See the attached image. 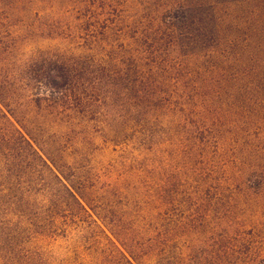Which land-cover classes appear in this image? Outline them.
I'll use <instances>...</instances> for the list:
<instances>
[{
    "label": "rangeland",
    "instance_id": "obj_1",
    "mask_svg": "<svg viewBox=\"0 0 264 264\" xmlns=\"http://www.w3.org/2000/svg\"><path fill=\"white\" fill-rule=\"evenodd\" d=\"M204 1L0 0V264H264V33Z\"/></svg>",
    "mask_w": 264,
    "mask_h": 264
},
{
    "label": "trees",
    "instance_id": "obj_2",
    "mask_svg": "<svg viewBox=\"0 0 264 264\" xmlns=\"http://www.w3.org/2000/svg\"><path fill=\"white\" fill-rule=\"evenodd\" d=\"M223 4H225L223 0H206L202 3L200 2V9H198V11L203 14V17L198 23L200 25L199 27L203 30L201 35L203 40L199 39V41L203 42L210 38L209 40L214 44V48L216 50H221L220 52L227 55H233L234 50L237 48H240L239 51L247 50L249 46L252 45L251 40L253 37L257 38L258 43L261 45L260 40L264 31L260 23L254 24L251 21H248L249 19H246V16H244L245 18L240 19L243 15L235 19L236 11H233V9L232 11H229L230 9H228L227 12L222 10L221 6ZM231 12H233V17H230L231 19L228 18V20L225 14L229 15ZM223 15L225 16L222 17ZM196 30H198V28H196ZM191 31L192 30L189 29L190 34H192ZM191 38V36H187L184 44L186 45V42H189V44L194 43L195 39ZM239 51L237 53H239ZM240 54L242 53L240 52L238 55ZM63 187L66 189L65 186ZM69 194L75 199V196L71 192H69Z\"/></svg>",
    "mask_w": 264,
    "mask_h": 264
}]
</instances>
